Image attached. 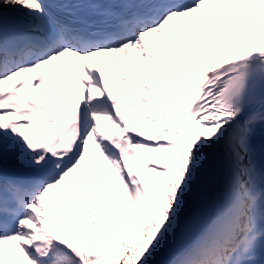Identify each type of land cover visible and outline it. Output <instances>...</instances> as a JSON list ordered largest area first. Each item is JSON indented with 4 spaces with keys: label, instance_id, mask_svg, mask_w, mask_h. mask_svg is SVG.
Listing matches in <instances>:
<instances>
[{
    "label": "snow or ice",
    "instance_id": "obj_1",
    "mask_svg": "<svg viewBox=\"0 0 264 264\" xmlns=\"http://www.w3.org/2000/svg\"><path fill=\"white\" fill-rule=\"evenodd\" d=\"M256 41L264 0H0V264H264Z\"/></svg>",
    "mask_w": 264,
    "mask_h": 264
}]
</instances>
